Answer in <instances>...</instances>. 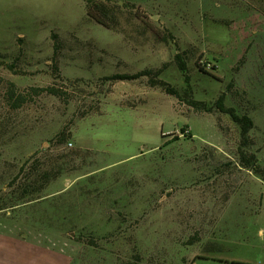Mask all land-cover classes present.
Instances as JSON below:
<instances>
[{
	"label": "rangeland",
	"instance_id": "rangeland-1",
	"mask_svg": "<svg viewBox=\"0 0 264 264\" xmlns=\"http://www.w3.org/2000/svg\"><path fill=\"white\" fill-rule=\"evenodd\" d=\"M100 1L0 0V217L64 264H264V0Z\"/></svg>",
	"mask_w": 264,
	"mask_h": 264
},
{
	"label": "trees",
	"instance_id": "trees-1",
	"mask_svg": "<svg viewBox=\"0 0 264 264\" xmlns=\"http://www.w3.org/2000/svg\"><path fill=\"white\" fill-rule=\"evenodd\" d=\"M86 4V8H87V14L89 16V18H91L92 20H94L97 24L107 28V29H112L113 27H115L116 24V20L114 19V15H112L110 12V8L103 3L100 0H83ZM176 60H177V64L178 67L180 69V71H182L183 73H187L188 68H187V64L185 63L184 59L180 56L177 55L176 56ZM144 74H139L136 75L135 77H131L132 79H139L141 76H143ZM153 86L157 85V83L153 82L151 83ZM163 87H167L166 92L167 94L171 95V96H179V93L177 92L176 89L166 85L165 83L162 84ZM16 85L14 83H11L10 85V89H9V95L10 97L13 99L16 96ZM43 92H48L50 94H57L56 90L54 89H46L43 90ZM20 104L24 103V99H22V96L18 97V101ZM190 104L195 107V108H201L204 111L211 113L214 111V109L219 110L222 113L228 114L230 115V117L232 118V120L239 124L242 127V136H246L249 131L253 128V122L252 120L247 117V116H239L236 111L233 108H226L223 102V98H221L219 101L216 102V104L213 107H208L207 104L202 103V102H198V101H190ZM64 134L61 133L58 137H63ZM61 141H65L64 137L61 139ZM37 156H39V153H35L34 155H32L20 168V171L18 173V175L14 178V182H18L19 179L23 178L25 179L26 182L30 183L31 185L28 186V188H31V186H33L31 191H28L27 193V197H31L33 194H35L36 192H38V190L44 186H47V184L55 179L60 177V175L62 174V164L60 165L62 158L58 155V154H52V151H50V157L54 158V165L51 166V169L49 171H45L44 169H42L43 165H38L37 163H35V160L37 158ZM30 166V168H29ZM27 168L31 169V172H28ZM36 174H40V178L39 179H33V177ZM40 180H42V185L41 187L39 186ZM28 190V189H27ZM1 208V207H0ZM239 264V263H238Z\"/></svg>",
	"mask_w": 264,
	"mask_h": 264
},
{
	"label": "crops",
	"instance_id": "crops-1",
	"mask_svg": "<svg viewBox=\"0 0 264 264\" xmlns=\"http://www.w3.org/2000/svg\"><path fill=\"white\" fill-rule=\"evenodd\" d=\"M23 225L0 217V264H64L49 241L24 237ZM23 235V236H22Z\"/></svg>",
	"mask_w": 264,
	"mask_h": 264
}]
</instances>
